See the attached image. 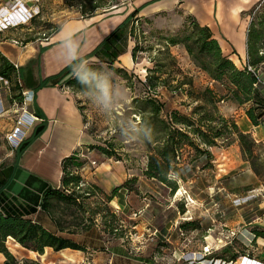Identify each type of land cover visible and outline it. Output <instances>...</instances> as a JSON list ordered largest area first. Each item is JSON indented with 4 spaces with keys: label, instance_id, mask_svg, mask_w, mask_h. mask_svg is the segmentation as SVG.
Instances as JSON below:
<instances>
[{
    "label": "rangeland",
    "instance_id": "1",
    "mask_svg": "<svg viewBox=\"0 0 264 264\" xmlns=\"http://www.w3.org/2000/svg\"><path fill=\"white\" fill-rule=\"evenodd\" d=\"M131 3L133 0H0V18L9 11L16 15L22 9L39 11L27 22L0 31V50L10 48L22 54L46 43L49 39L45 38L68 21L104 17L116 6L130 7ZM11 6L15 9L9 10ZM179 18L182 24L187 20L184 13L175 10L134 22L133 37L126 35L117 46L121 53L128 44L138 43L134 66L120 57L122 53L113 60L102 54L75 65L62 81L63 88L75 98L84 130L91 138L86 146L93 151L85 160L89 165L87 173L106 158L124 163L130 174L129 196L118 194L117 201L107 203L102 188L90 182L99 190L94 189V194L83 199L84 209L98 213L91 229L79 238L85 252L47 248L40 255L8 239L5 245L15 260L4 256V264H209L210 259L240 256L245 251L264 252V238L254 234L264 231V141L246 157L241 150L230 147L237 141L233 132L223 134L210 148L202 146L207 150L204 153H197L183 138L177 147L178 174L169 176L176 190L145 175L150 159L164 144L167 129L162 121L171 123L169 117L174 112L191 117L201 104L189 96L210 88L209 75L196 67L188 54L180 55L178 50H185L183 45L170 46L165 51L162 37L182 28V24L173 28V20ZM248 19L264 33V0L249 12ZM38 62L36 58L29 68H35ZM18 82L13 77L6 87L0 81L6 108L5 113H0V164L10 162L16 153L11 149L16 144L10 139L26 137L20 118H31L27 106L20 102L22 87ZM150 85L154 87L149 89ZM213 90L224 98L216 104L217 112L212 104L203 105L216 118L222 116L219 106L228 98L224 85L216 84ZM148 96L162 104L158 114L140 104L138 99ZM187 135L200 143L192 133ZM101 148L112 156L102 153ZM40 188L39 183L32 182L25 196L38 195ZM111 213L116 215L112 225L118 232L109 233V223L105 224ZM88 215L84 213V217ZM104 215L106 218H102ZM187 222L191 224L183 228ZM206 259L208 262H204ZM260 259L264 260V255Z\"/></svg>",
    "mask_w": 264,
    "mask_h": 264
},
{
    "label": "trees",
    "instance_id": "2",
    "mask_svg": "<svg viewBox=\"0 0 264 264\" xmlns=\"http://www.w3.org/2000/svg\"><path fill=\"white\" fill-rule=\"evenodd\" d=\"M152 1H148L143 5L134 8L126 18L103 40V42L86 58L91 56L104 55L112 60L117 58L121 53L117 51V46L120 40L124 38L126 26L131 22L128 34L133 37L135 29L134 22L139 21L137 15L139 11ZM262 0L257 2L250 13L261 4ZM119 8V6H116ZM130 31V32H129ZM127 34V35H128ZM264 33L257 28L253 21L249 22L247 31V64L239 68L235 63L226 55L222 53L218 41L213 37V34L208 26L199 25L196 20L187 16L184 20L182 28L175 34H167L162 37L165 41V51H169L170 46L183 45L188 56L193 61L196 67L207 73L210 79L216 83L225 86L227 91L225 98L240 104L247 105L245 114L254 126L264 125V96L260 91V83L257 74L250 70L248 67L258 69L264 63V54L260 51L264 48L263 42ZM117 42V43H116ZM139 51V45L136 44L132 47L131 56L133 61L136 59V54ZM66 70H68L66 72ZM70 71L68 69L62 70L57 76L56 80H62L67 76ZM0 76L12 80L15 77L17 80L22 78L21 69H16L14 65L0 52ZM74 80V79H72ZM68 81V83L72 82ZM223 81L227 83L224 84ZM20 82V81H19ZM18 86H21V82ZM48 82H43L40 87H43ZM54 86H59L58 82H52ZM191 85V83H189ZM154 87L148 86L149 89ZM197 105L192 111V116L188 117L179 112H174L173 116L169 117L171 123H165L164 128L167 129L164 144L158 151L156 156L150 159L148 168L145 175L149 178H155L161 183L170 185L172 191L176 190V184L169 178L170 175L178 174V155L177 147L181 139H186L189 144L194 146L197 153L207 152V148L215 145V141L220 139L223 134L235 133L240 150L244 156H251L253 150L258 146V143L248 133H243L239 130L235 121H230L223 116L214 118L213 111H206L203 103L213 105L215 113L217 112L216 104L224 98L218 97L213 88H205L203 91H195L194 96L190 95ZM142 106H150L152 112L158 114L161 111L162 104L152 97H143L138 99ZM22 102V101H21ZM200 110V111H199ZM35 115L42 117L43 113L35 107ZM217 125H213V123ZM45 124L41 123L35 126L32 134L20 141L16 148L17 154H21L28 145L44 130ZM192 133L200 143H195L187 134ZM204 146L206 149H201ZM89 150V148H87ZM102 153H111L100 149ZM80 151L64 158L61 161L62 175L61 187L53 188L44 181L31 176L25 187L18 195H11L5 192L12 177L13 167L0 168V253L7 259L15 260L14 257L7 250L5 242L8 239L16 241L19 245L28 251L43 254L47 248L55 252L69 248L71 250L86 251V247L80 242H75L67 237L65 234H80L89 231L96 220V211H89L84 209L83 199L94 194V189L98 187L84 183L78 168L83 165L85 160H80ZM255 174H258L257 169L253 168ZM39 183L41 188L38 195L34 197H27L25 193L31 187V183ZM130 180L124 182L123 185L114 188L109 194L104 193L106 202L109 203L117 195L118 191L122 188H128ZM99 190V189H98ZM61 205L65 206L62 207ZM76 206L75 209H71ZM104 208H107L105 206ZM67 210H70L69 212ZM82 214H78L79 212ZM38 211L46 214L56 227V231L52 232L45 228L40 221L34 220V216ZM88 212V217H84V213ZM108 214V211H107ZM71 217L70 220L67 217ZM111 219L105 220L108 222L109 233L118 232V229L113 227L112 223L115 221L116 215L111 213ZM106 218V216H102ZM88 222V223H86ZM190 222L184 223L183 228L190 225ZM258 237L264 238V231H256L254 233ZM227 248V247H225ZM247 252V251H245ZM244 252V253H245ZM243 253V254H244ZM237 255H233L224 260H235ZM221 259V258H218ZM34 263V261H31Z\"/></svg>",
    "mask_w": 264,
    "mask_h": 264
},
{
    "label": "crops",
    "instance_id": "3",
    "mask_svg": "<svg viewBox=\"0 0 264 264\" xmlns=\"http://www.w3.org/2000/svg\"><path fill=\"white\" fill-rule=\"evenodd\" d=\"M148 1L152 2L139 11L138 17L148 18L160 15V13L180 10L186 16L193 17L199 25L208 26L213 37L218 41L222 53L228 56L237 67L242 68L243 65L247 64L248 15L252 7L261 0H133L130 7H119L104 17L93 16L68 21L58 28L46 43H42L41 46H34L33 49H27L22 54H17L10 48H3L0 52L13 65L16 64L17 69H21L22 78L20 82H23L21 90L32 93L26 103L27 114H35V107H38L43 113V116L37 117L32 125L24 126V129H21L23 134H26L25 138L32 134L35 126L41 123L45 124L44 130L32 140L21 154L16 152L10 162L0 164V168L13 167L12 177L4 189L5 192L18 195L31 176L46 182L53 188H60L61 161L64 158L76 151H82L87 157H80V160L90 159L93 151H87L86 146L91 143V138L84 130L82 113L75 98L63 88V79L56 80L54 78L62 70L68 69V67L71 69L75 65L95 57L86 58L134 8ZM173 22V28H177L182 24V18L174 19ZM130 26L131 22L126 26L125 35L128 34ZM132 47V44H128L120 57L130 60L131 65L134 66L131 56ZM178 51L182 57L187 55L184 49ZM36 58L39 59L36 67L29 68L28 64ZM257 71L258 75L264 78V63L258 67ZM45 81L48 83L40 87V84ZM52 82L61 83L60 87L54 86ZM208 84L213 88L218 83L208 79ZM259 87L264 96V83H260ZM3 90L4 87L1 85L0 107L1 105L5 107V98L3 99L1 94ZM22 99L23 96L20 97V102ZM223 103L219 106L223 117L234 118L239 130L250 134L256 143L259 144L264 141V127L262 125L254 126L250 122L245 114L246 105H240L229 98ZM4 109L6 111V108ZM10 142H12L11 139ZM230 147L236 151L240 150L238 141H234ZM16 148L12 147L11 149L16 151ZM88 168L89 165L85 162L78 168V173L84 183L95 182L106 194L123 185L130 178L124 163L117 160L108 158L101 160L99 165L95 166L89 174L87 173ZM118 194L127 198L129 190L120 189L112 202L117 201ZM124 205H126L125 202L122 203V206ZM32 218L40 221L48 230L56 231L55 225L46 214L38 211ZM80 236L82 235L65 234V237L75 242H79ZM63 250L77 251L69 248ZM244 254L264 262L260 259L264 252L256 254L247 251ZM4 263L5 257L0 253V264Z\"/></svg>",
    "mask_w": 264,
    "mask_h": 264
},
{
    "label": "built area",
    "instance_id": "4",
    "mask_svg": "<svg viewBox=\"0 0 264 264\" xmlns=\"http://www.w3.org/2000/svg\"><path fill=\"white\" fill-rule=\"evenodd\" d=\"M30 1H33V0H30ZM34 1L38 2L39 0H34ZM13 8L14 7L11 6L9 8V10H11ZM38 12L39 11H37L36 13H31L30 11L24 12L23 9H22L20 12H17V15H16L15 12L11 13L9 11L8 15L3 16V18H0V31H2L3 29H8L9 27H12V26H19V25L27 22L28 20L32 19ZM45 39H49V38L46 37ZM263 50H264V48H263ZM263 50L260 51V54H264ZM14 67L16 69L18 68V66L16 64H14ZM248 68L250 70L254 71L257 74L259 83H264V78H261L258 75V71L255 70V68H252L250 66ZM0 81L6 87L9 85V81L7 79L1 77V76H0ZM18 81H20V80H18ZM22 96H23L22 104L26 105L27 100H28V98H30L32 96V93H30L29 91H25L24 90V91H22ZM4 110H5L4 107L1 105L0 113H3ZM25 112H26V110L23 111V113H25ZM29 115H30L31 118L27 117L26 119H24V121H22L21 118H20L19 123H22L24 126L32 125L34 123V121L37 120V116L34 113L33 114H29ZM13 140H16L15 142H17V143H15ZM21 140L22 139H17V136L12 137V139H11L12 143L16 144V145H14V147H17ZM87 151H89V150H87ZM79 157L86 158L87 156L82 151H80ZM91 163L95 164L94 161H92ZM206 251H208L207 248H206ZM250 261L254 262L256 264H264V262L256 260V259H254L253 257H251V256H249L247 254H242L239 257H237L235 260H224V259H214L213 260V259H210L209 260V262H210L209 264H248ZM204 262H208L207 259L204 260Z\"/></svg>",
    "mask_w": 264,
    "mask_h": 264
},
{
    "label": "bare ground",
    "instance_id": "5",
    "mask_svg": "<svg viewBox=\"0 0 264 264\" xmlns=\"http://www.w3.org/2000/svg\"><path fill=\"white\" fill-rule=\"evenodd\" d=\"M18 245H19V244H18ZM61 252H62V251H61ZM60 255H61V254H60ZM248 264H256V263L250 261Z\"/></svg>",
    "mask_w": 264,
    "mask_h": 264
},
{
    "label": "water",
    "instance_id": "6",
    "mask_svg": "<svg viewBox=\"0 0 264 264\" xmlns=\"http://www.w3.org/2000/svg\"><path fill=\"white\" fill-rule=\"evenodd\" d=\"M6 264H8V263H6Z\"/></svg>",
    "mask_w": 264,
    "mask_h": 264
}]
</instances>
